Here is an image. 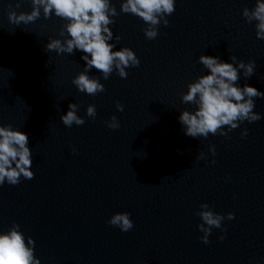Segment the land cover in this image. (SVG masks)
Listing matches in <instances>:
<instances>
[{
  "label": "water",
  "instance_id": "water-1",
  "mask_svg": "<svg viewBox=\"0 0 264 264\" xmlns=\"http://www.w3.org/2000/svg\"><path fill=\"white\" fill-rule=\"evenodd\" d=\"M112 3L111 42L132 48L140 64L127 68L126 78L113 71L105 80L91 69L105 85L93 96L71 83L83 69L81 53L45 48L50 38L64 42L66 21L41 11L35 22L15 25L7 12H30L31 0H0V124L29 135L34 172L0 186V231L18 223L41 264H264V118L196 139L177 119L194 107L180 94L208 71L201 54L255 60V73L239 83L264 91V40L242 16L255 0H176L155 39L146 38L142 18L120 11L121 0ZM254 100L264 116V97ZM69 102L79 105L83 125L61 122ZM90 103L95 119L86 116ZM112 115L118 129L104 123ZM202 202L235 214L222 221L223 233L213 228L207 244L196 215ZM121 211L134 222L127 232L108 223Z\"/></svg>",
  "mask_w": 264,
  "mask_h": 264
},
{
  "label": "clouds",
  "instance_id": "clouds-1",
  "mask_svg": "<svg viewBox=\"0 0 264 264\" xmlns=\"http://www.w3.org/2000/svg\"><path fill=\"white\" fill-rule=\"evenodd\" d=\"M30 12L10 10L7 12L8 20L15 25L21 23L28 25L35 22L41 15L45 19L51 16L61 18L66 23L60 31L65 37L60 39L50 38L45 48L54 50L59 54L72 55L81 53L84 61L83 69L71 80L77 90L88 95H96L105 90V85L100 77L89 75L91 69L98 70L103 79H108L113 71L121 78L127 77L126 69L138 67L140 59L130 47H116L113 41V30L110 25L115 23L114 17L118 15L112 0H31ZM176 0H121L120 11L130 13L145 22L143 29L146 38L155 39L158 36V25L162 22L165 26L169 21L167 16L175 10ZM20 5L17 4L18 8ZM242 16L249 24H254L257 39L264 40V0H255L254 7L250 10L244 7ZM120 36H115L119 41ZM208 71L198 75L196 79L187 84V90L180 94L182 103L194 107L180 111L177 117L183 132L191 138H207L209 134L227 136L241 123L256 122L264 118L260 112L254 111L256 97H264V91L244 83L240 85L241 77L247 81L255 73L256 61L249 59L247 62L230 55L228 61L218 55L201 54L198 58ZM116 108L123 111L124 105L116 101ZM79 105L69 102L67 110L62 112L60 120L66 127L73 124L80 126L85 123V118L78 114ZM96 105L88 104L86 116L95 119ZM104 123L110 129H118L120 122L115 115ZM225 126H228L225 128ZM241 136L248 134V129L241 131ZM76 151L75 148L72 149ZM208 151L215 157L214 144L208 145ZM198 160L206 158L200 151ZM212 164L216 161L213 159ZM33 152L29 143V135L19 127L12 124H0V186L5 183L17 185L21 178L31 179ZM202 223L198 224L203 233L200 240L209 243V234L213 228L226 231L222 221L232 220L235 214L231 211L226 214L214 211L207 202L199 205L196 213ZM112 226L127 232L133 228L134 222L127 211L114 213L108 220ZM219 239L223 240L221 235ZM35 241L32 236H26L20 225L15 221L6 231H0V264H41V260L34 254Z\"/></svg>",
  "mask_w": 264,
  "mask_h": 264
}]
</instances>
